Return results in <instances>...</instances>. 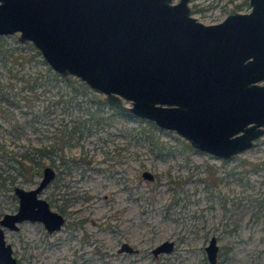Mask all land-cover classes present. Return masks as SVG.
I'll return each mask as SVG.
<instances>
[{
  "label": "water",
  "instance_id": "1",
  "mask_svg": "<svg viewBox=\"0 0 264 264\" xmlns=\"http://www.w3.org/2000/svg\"><path fill=\"white\" fill-rule=\"evenodd\" d=\"M187 1L0 0V35L30 41L52 70L78 77L110 107L228 159L264 134V84L255 83L264 78V0L211 24L191 15ZM55 174L46 164L35 186H13L17 208L0 217V264H17L4 228L24 220L48 232L62 225L63 215L38 195ZM173 245L164 239L152 252ZM204 249L215 264V235ZM119 250L136 249L122 241Z\"/></svg>",
  "mask_w": 264,
  "mask_h": 264
},
{
  "label": "rangeland",
  "instance_id": "2",
  "mask_svg": "<svg viewBox=\"0 0 264 264\" xmlns=\"http://www.w3.org/2000/svg\"><path fill=\"white\" fill-rule=\"evenodd\" d=\"M247 2L189 0V5L198 20L213 23L231 6L249 10ZM52 89L55 93L56 86ZM22 95L14 110L18 118L26 108ZM39 103L37 109L46 101ZM103 106L106 122L65 148V162L56 158V174L38 194L62 211L60 229L49 233L41 222L30 220L15 230L4 228L18 264H208L204 245L211 235L218 244L216 264H264V217L257 212L264 197V135L222 159L192 147L174 130L139 117L110 115V106ZM59 109L51 120L63 115ZM29 134L42 133L30 128ZM255 162L263 167L256 168ZM144 169L154 178H143ZM40 176L16 184L30 188ZM12 194L0 189V217L16 210ZM164 239L174 241L173 250L154 256L151 248ZM123 240L138 252L118 253Z\"/></svg>",
  "mask_w": 264,
  "mask_h": 264
},
{
  "label": "trees",
  "instance_id": "3",
  "mask_svg": "<svg viewBox=\"0 0 264 264\" xmlns=\"http://www.w3.org/2000/svg\"><path fill=\"white\" fill-rule=\"evenodd\" d=\"M21 93L25 94L22 97L26 108L18 118L14 110L20 106L18 94ZM40 100L46 103L37 109ZM104 104L84 81L73 75L60 76L52 70L30 41L20 42L16 36L0 35V189L11 191L17 182L34 181L42 167L54 165L57 157L65 162L66 147L76 145L106 122ZM59 107L63 115L51 120L50 114L55 117ZM108 110L110 115L120 113L138 119L117 108ZM43 124L47 127L55 124L50 134L47 127L36 129L35 125ZM30 128L42 134L33 138ZM254 165L263 167L262 162ZM211 177L212 181L216 180ZM257 212L264 217V197L258 200Z\"/></svg>",
  "mask_w": 264,
  "mask_h": 264
},
{
  "label": "flooded vegetation",
  "instance_id": "4",
  "mask_svg": "<svg viewBox=\"0 0 264 264\" xmlns=\"http://www.w3.org/2000/svg\"><path fill=\"white\" fill-rule=\"evenodd\" d=\"M171 1H172L173 3H176L178 0H171ZM247 3L249 4V10H250V9L252 8V6H251V4H250V0H248ZM187 4H188V6L190 7V5H189V0L187 1ZM236 5L238 6L239 4H236ZM240 5H241V4H240ZM230 8H233L234 10H236V11H238V12H247V11H249V10H247V11H240V10H237L234 6H231V7L228 8V13H229V9H230ZM228 13H227V14H228ZM190 14H191V7H190ZM227 14H226V15H227ZM191 15H192V14H191ZM225 17H226V16H225ZM225 17H224V18H225ZM224 18H223V19H224ZM223 19H222V20H223ZM199 21H200V20H199ZM220 21H221V20H220ZM220 21H217V22H220ZM201 22H202V21H201ZM217 22H213V23H217ZM203 23H204V22H203ZM205 24H211V23H205ZM250 58H251V57H250ZM255 83H256V84H259V85H263V84H264V78H263V79L256 80ZM263 135H264V134H263ZM257 139H258V138H257ZM254 143H255V142H254ZM45 165H46V164H45ZM49 165H51V164H49ZM51 166H52V165H51ZM41 172H42V169H41ZM51 180H52V179H51ZM51 180H50V181H51ZM50 181H49V182H50ZM49 182H48V183H49ZM12 191H13V190H12ZM48 203H49V202H48ZM59 207H60V209L62 208V206H59ZM52 209H53V208H52ZM62 209H63V208H62ZM60 211H61V210H60ZM60 211H59V212H60ZM11 212H13V211H11ZM61 212H62V211H61ZM61 212H60V213H61ZM61 214H62V213H61ZM62 215H63V214H62ZM1 216H2V215H1ZM63 217H64V215H63ZM64 221H65V217H64ZM64 221H63V223H64ZM63 223H62V225H63ZM62 225H61V226H62ZM61 226H60V227H61ZM59 229H60V228H59ZM56 230H58V229H56ZM56 230H53V231H56ZM46 231H47V230H46ZM53 231H51V232H53ZM47 232H48V231H47ZM49 233H50V232H49ZM123 241H126V240H123ZM121 242H122V241H121ZM121 242L119 243L118 247L116 248V250H117L118 253L123 252V253H129V254H131V253H136V252H138V247L134 246V245L131 244L130 242H129V244H130L134 249H136V250H134V251L119 250V247H120V245H121ZM127 242H128V241H127ZM154 246H155V245H154ZM152 248H153V247H152ZM152 248H151V252H152ZM173 248H174V245H173ZM173 248H172V250H173ZM172 250H171V251H172ZM171 251H169V252H171ZM152 253H153V252H152ZM160 253H168V252H159L158 254H160ZM217 253H218V251H217ZM158 254H157V255H158ZM153 255H154V254H153ZM157 255H154V256H157ZM16 259H17V258H16ZM207 261H208V260H207ZM216 262H217V261H216ZM17 264H18V262H17ZM208 264H209V262H208ZM215 264H216V263H215Z\"/></svg>",
  "mask_w": 264,
  "mask_h": 264
}]
</instances>
